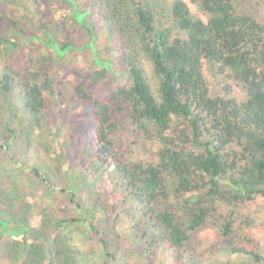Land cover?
Wrapping results in <instances>:
<instances>
[{
    "label": "trees",
    "instance_id": "16d2710c",
    "mask_svg": "<svg viewBox=\"0 0 264 264\" xmlns=\"http://www.w3.org/2000/svg\"><path fill=\"white\" fill-rule=\"evenodd\" d=\"M191 3L0 0V262L264 264V0ZM82 44L101 69L64 63Z\"/></svg>",
    "mask_w": 264,
    "mask_h": 264
},
{
    "label": "rangeland",
    "instance_id": "374dc122",
    "mask_svg": "<svg viewBox=\"0 0 264 264\" xmlns=\"http://www.w3.org/2000/svg\"><path fill=\"white\" fill-rule=\"evenodd\" d=\"M39 1L42 3L41 9H44L45 4L42 2V0H39ZM185 1L188 3L191 11L194 14L200 15L204 20H207L206 17L199 12V10L196 8V6L193 5V3H191V0H185ZM79 2L82 3V1H79ZM28 6L31 9H36V6H34V5L28 4ZM72 9H73V7H72L71 3L68 2V4H65L63 6V11L60 10V11L56 12L55 17H61L63 19H65V18L68 19V17H70L69 14L72 12ZM21 12L23 13V10H21ZM94 44L98 48V52H99L100 57H107V56L111 55L110 58H114L112 52H115V51L111 50L109 45L104 40H102L99 37V35H98L97 40L95 41ZM83 45L84 44L78 45V47L80 49L76 48L73 51L67 52L66 55H65L66 59H65L64 63H66L67 65L74 64V65H76L77 67H79L81 69H85L88 73L92 72L94 70L101 69L102 66H100L98 63H96V61L94 59V51L92 50V48L91 47L81 48V47H83ZM42 51H45V49L43 48ZM54 52H55V50H54ZM114 62L118 63L117 59H115ZM144 65L146 67V73L149 74L150 80L152 81L151 73H150V69H151L150 64L146 61L144 63ZM108 75L110 76V77H108V79L106 81L108 84H110V83H112L114 85H118V84L124 85L125 84V83H122L123 82L122 78L120 76H118L117 74H115L113 71L108 73ZM65 82L73 84L74 83V79L69 76L67 78V80H65ZM229 84L232 85L233 91H234L235 95L239 98V100H242L244 98V94L242 93L241 89L237 85L231 83V81L229 82ZM129 85H130V79L127 80V83H126V86H129ZM96 91H97V94H102V92L99 89L96 90ZM17 102H18V95H16V93L13 92V94L9 97L8 101L6 103L4 102L3 104H8V106L12 107ZM53 108L55 109V111L56 110L59 111L60 114H64V112H66L68 110L67 107L66 108L65 107L62 108L60 106L58 100L54 101ZM75 111L79 112V110L76 109V108H75ZM73 113H74V111H73ZM143 145L144 144H141L137 148V154L135 155V158H134L135 160L136 159L137 160H139V159H148V157L151 156L150 153H152V152H149V151L147 152L145 150V145L144 146ZM98 181L99 182H97V183L94 182L95 185H92V187L89 188L91 193H94V192H104V193L105 192H110L109 188L111 187L112 183H110L109 177L107 175L106 176H100ZM30 182L36 183L34 181L33 177L30 178ZM105 196H104V198H106V200H109V198L112 197V194H111V196H109V198L107 196L106 197ZM132 218H133V216L129 215V212H128V214H126V216L124 214L121 215L118 218V220L121 221V224H125V225L129 226L130 220H132ZM257 224H258V227L256 228L255 232H256V234L258 236V240L260 242V248L258 249V251L261 252L262 254H264V214L260 215V218L257 220ZM124 237L126 238L127 236L124 235ZM198 239H199V244L201 245L202 251H203V250H206V249L209 250L211 245L214 242H216L217 238H216L215 231L213 229L206 228V229L201 230L198 233ZM96 248L98 249V246H96ZM98 255H100V251H97L96 254L94 255V258H96L97 261L100 260ZM226 259L227 258L222 257V256H219L217 258V260L219 262H223ZM205 260H206V257H205ZM0 264H10V262L7 261L6 258H2Z\"/></svg>",
    "mask_w": 264,
    "mask_h": 264
},
{
    "label": "clouds",
    "instance_id": "9594fccd",
    "mask_svg": "<svg viewBox=\"0 0 264 264\" xmlns=\"http://www.w3.org/2000/svg\"><path fill=\"white\" fill-rule=\"evenodd\" d=\"M39 1V0H38ZM40 2V1H39ZM43 3H45V0H42Z\"/></svg>",
    "mask_w": 264,
    "mask_h": 264
}]
</instances>
